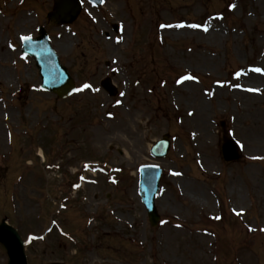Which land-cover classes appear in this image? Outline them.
Here are the masks:
<instances>
[{
	"label": "rangeland",
	"instance_id": "rangeland-1",
	"mask_svg": "<svg viewBox=\"0 0 264 264\" xmlns=\"http://www.w3.org/2000/svg\"><path fill=\"white\" fill-rule=\"evenodd\" d=\"M81 1L78 18L63 26L45 18L53 0H0V223L2 218L15 221L22 237L48 225V210L56 203L42 194L43 208L38 209L33 198L39 195L35 188L29 191L36 184L28 179L40 171L19 164L38 145L50 161L63 140L66 157L77 154L79 159L70 164L65 157L58 171H47V187L55 200L71 197L54 218L73 241L53 229L44 240L27 246L29 264H264V232L259 230L264 225V144L253 147L251 142L257 135L264 140V108L259 109L264 74L237 80L233 71L255 63L264 70V0H106L96 8ZM211 17L219 21L201 31ZM180 21L200 28H177ZM116 22L123 33L112 30ZM40 25L78 83L88 79L100 87L116 66L111 78L126 92L119 97L125 99L126 110L140 111L122 115L124 125L112 132L101 125L71 131L68 136L78 142L64 139L56 129L58 121L60 126L71 123L69 117L80 110L92 117L99 113L103 124V112L108 109L116 119L119 107H108V95L101 89L96 96L86 91L65 100L39 90L38 69L33 58L21 57L18 40L19 35H37ZM181 73L194 81L175 86L174 78ZM131 76L139 82L134 88ZM244 79L261 92L233 91V83ZM201 99L207 112L203 132L190 122L195 113L186 115L198 110ZM241 107L247 110L245 116ZM250 122L257 127L247 126ZM164 132L172 142L158 161L163 173L155 203L161 222L152 227L137 193L135 167L155 161L147 146ZM227 138L243 142L241 160H222L220 143ZM86 159H106L104 165L123 168L116 192L104 178L76 192L67 189L73 170ZM25 187L18 195L22 216L15 218L10 209L20 205L17 193ZM47 187L43 192L49 194ZM43 209L42 217L34 215ZM4 248L0 243V264H8Z\"/></svg>",
	"mask_w": 264,
	"mask_h": 264
},
{
	"label": "water",
	"instance_id": "water-1",
	"mask_svg": "<svg viewBox=\"0 0 264 264\" xmlns=\"http://www.w3.org/2000/svg\"><path fill=\"white\" fill-rule=\"evenodd\" d=\"M68 2L64 3V0H55L54 12L50 16L55 17L57 21H71L76 13L78 12V4L76 0H67ZM25 49L28 53L36 56L37 64L40 67V72L48 88L55 89L59 84H61L65 78V70L60 67L55 59V55L50 51L49 46L46 43V39L43 35L36 39L34 42H27L25 44ZM54 76H57L55 81L52 79ZM65 89L63 92H66ZM160 148V145L157 146ZM161 148H163L162 151ZM160 149H156V153H159V156L163 155L167 149V144H162ZM229 158L235 157L234 155L228 153ZM149 168V167H144ZM156 178H158V173L151 177V171L149 169H144L141 172L140 177V190L142 193L143 201L147 205V209L150 213L153 212V192L156 189ZM154 217L153 214H151ZM3 239L8 247V252L12 257L11 264H25L24 256L21 252L20 242L15 232L7 226H0V239Z\"/></svg>",
	"mask_w": 264,
	"mask_h": 264
},
{
	"label": "bare ground",
	"instance_id": "bare-ground-1",
	"mask_svg": "<svg viewBox=\"0 0 264 264\" xmlns=\"http://www.w3.org/2000/svg\"><path fill=\"white\" fill-rule=\"evenodd\" d=\"M256 77H259L260 78V76H258V75H251V78L253 80ZM198 103H200V106L198 107V110H197V108H195V110H194V113H195L194 114V117L191 118L190 122L193 123V124L194 123L197 124L199 126V128H200V131L203 132V131H206V125H207L206 106L204 104V100H202V99ZM242 119L247 123V121L245 120V118L242 117L241 120ZM247 126L257 127L256 126V123H254V122L247 124ZM259 137H260V135H257L256 138H253V140L251 141V142H255L254 145H253V147L255 145H259L260 146L262 143L264 144V140L261 141ZM205 138H207V136H205ZM245 140H247L248 142H250L247 138H245ZM252 149L255 150V151L257 150V148H252Z\"/></svg>",
	"mask_w": 264,
	"mask_h": 264
},
{
	"label": "snow or ice",
	"instance_id": "snow-or-ice-1",
	"mask_svg": "<svg viewBox=\"0 0 264 264\" xmlns=\"http://www.w3.org/2000/svg\"><path fill=\"white\" fill-rule=\"evenodd\" d=\"M101 2H103V0H101ZM180 26L181 25H176V27H180ZM162 27H163V25H162ZM189 27L197 28V27H200V25L192 24V25H189ZM204 31H207V28L206 27L204 28ZM21 39L22 40H28V39H30V37H28V36H22ZM253 70L256 71V72H261L262 71L260 68H256V69H253ZM237 75H239V73H237ZM181 79L182 80L183 79H193V77H191V76H185V77H182ZM179 82L180 81H177V83H179ZM91 87L92 86L90 84L85 83V84L82 85L81 89H77L76 91H81L83 89H88V88H91ZM237 87H239V85H237ZM250 91H255V90L250 89ZM121 95H123V93H121ZM117 103H119V101H117Z\"/></svg>",
	"mask_w": 264,
	"mask_h": 264
}]
</instances>
